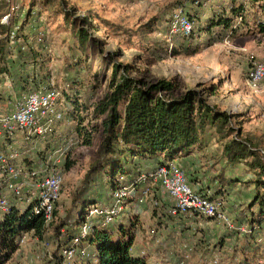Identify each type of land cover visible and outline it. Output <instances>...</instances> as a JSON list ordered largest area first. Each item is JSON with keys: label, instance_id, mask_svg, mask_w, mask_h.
<instances>
[{"label": "trees", "instance_id": "1", "mask_svg": "<svg viewBox=\"0 0 264 264\" xmlns=\"http://www.w3.org/2000/svg\"><path fill=\"white\" fill-rule=\"evenodd\" d=\"M44 1L45 3L52 1L55 6L61 5L64 9L69 7L67 0ZM34 3L33 6H27L23 23L19 24L12 15L8 23H1L2 17L11 13V4L9 0H0V107H2L0 114L6 106L21 100L31 92L57 89L51 82L49 74L42 72L43 60L40 59L39 50L29 39V28L25 25L28 22H37L36 15L33 16ZM204 5V0H192L195 9H188L186 12L193 22L192 32L188 35H170L171 18L165 20L164 32L173 42L174 54H179L182 49L188 53H196L203 43L202 39L211 45L251 30L264 34V0H249L248 5L238 0H231L229 4L220 3L217 8L212 7L205 18L202 11ZM43 6L46 7L44 4ZM71 10L72 8L69 9ZM65 15L69 19L72 13L65 10ZM100 19L105 25L122 29L110 20ZM155 19L157 22L160 21ZM155 19L149 24H155ZM74 25V35L77 36L82 48L86 49L90 38L88 28L77 25L76 22ZM31 28H35L36 33H39L38 23L33 24ZM12 31H15L14 38L11 37ZM195 40L197 42L193 44ZM117 55L118 51L112 52L109 58ZM82 66L83 57L80 55H73L67 59L65 68L67 90L64 89L63 93L67 100L68 113L74 119L76 116L74 106L84 112L93 108V118L101 119L103 138L86 174L83 188L76 198L75 204L80 209L79 213L70 214L56 228L54 238L57 241L58 252L69 245L78 234L79 226L85 219L89 207L110 204L116 189L132 183H136V189L128 203L136 202L141 187L138 180L142 175H150L162 165L177 162L186 171L191 186V181L197 184L196 182L202 180L199 187L194 188L197 192L209 199L221 200L224 205L226 204L224 198L229 192L241 194V190L236 189L237 185L244 186L247 190L251 189L246 192V195H249L246 202L248 208H240L249 213V217L243 215L240 222L242 226L246 224L248 227L245 233L246 240L240 250L246 256L234 260L233 264H264V243L263 246H259L255 242L260 241V238L264 240L262 142L251 134L244 133L241 127L236 129L230 122L237 119V115L210 104L200 92L190 89L183 95L174 96L177 86L172 80L161 79L147 83L132 76V63L112 64L110 91L93 105L91 101L96 97L98 83H91L90 92L86 90V86L79 78ZM79 118L84 120L83 115ZM81 128L77 127L78 134L82 133ZM1 129L0 124V132ZM87 133L84 144L91 143L93 130L90 129ZM1 137L0 151L7 152L8 146L13 144L16 136L2 134ZM213 139L220 144L217 160L222 161L215 174H212L210 169H201L194 158L197 152L208 148ZM28 146L17 149L22 152L23 161L27 163L28 168L43 169L48 165H55L51 158L54 146L50 141H46L45 145L38 142L35 144L33 141L29 142ZM153 200L155 208L159 207L161 203L159 197L154 194ZM169 202L171 206L170 199ZM34 204L35 201L29 203L23 210L14 207L11 212L0 214V264H6L12 258L26 234L32 232L44 239L53 220L47 223L42 214H36L33 210ZM57 205L58 202L53 219L57 214ZM193 215L196 219L200 217L213 220L199 214ZM182 216L184 215L176 217ZM138 218L139 216L135 214L131 215L127 222H121L118 237H114L102 217L92 219L88 238L89 256L68 260L65 264H150L146 256L132 254ZM65 228V232L62 233V229ZM57 258L56 264H64L62 256L59 255Z\"/></svg>", "mask_w": 264, "mask_h": 264}, {"label": "rangeland", "instance_id": "2", "mask_svg": "<svg viewBox=\"0 0 264 264\" xmlns=\"http://www.w3.org/2000/svg\"><path fill=\"white\" fill-rule=\"evenodd\" d=\"M67 1L69 7L64 9L61 5L55 6L52 1L45 3L44 0H9L11 15L19 24L23 23L27 6H33L35 2L33 16L36 15L37 22H28L25 25L29 28V39L39 50L40 59L43 60L42 72L49 74L51 82L60 92L57 107L63 114L62 119L53 124L52 130H48L40 138L33 135L26 140V134L17 133L14 148L16 147L17 150L25 146L29 147L28 143L33 141L40 145L50 141L54 146L51 158L55 161L58 170L64 174V182L56 217L50 223L44 239L35 236L32 232L26 234L25 241L6 264H56L58 260L50 259L51 253H55V258L60 255L54 238L56 228L70 214L77 215L80 210L76 207V198L83 188V182L94 161L93 158L103 133L101 119L93 118V108L84 112L74 106L77 116L74 119L68 113V104L63 90H67L65 82L67 59L73 55L83 57L79 78L86 86V90L90 92L91 83H98L96 97L91 101L93 105L110 91L112 64L114 62L132 63L131 74L138 79L147 83L161 79L172 80L177 86L174 96L183 95L193 89L200 92L210 104L217 105L230 114H236L237 119L230 123L236 129L241 127L244 133H249L256 140L261 141L264 148V82L253 84L248 79L250 64L257 60H264V34L251 30L246 34L211 45L202 39L203 43L196 53H188L182 49L179 54H174L173 42L164 32L165 20L171 18L170 35L182 34L172 32L174 13L177 9L183 8L188 17L187 10L195 9L192 6V0ZM230 2L231 0H204L203 18L212 7L217 8L220 3L229 4ZM238 2L249 4V0H238ZM70 8H72L71 11H69ZM21 9L23 11H20ZM65 10L72 13L69 19L65 15ZM38 12L40 18L37 19ZM100 18L110 20L122 29L105 25ZM155 18L160 21L157 22ZM153 19L155 24H149ZM75 22L77 25L88 28L90 38L86 49L82 48L77 36L74 35ZM37 23L39 33H36L35 28H31ZM253 23L252 20V26ZM196 42L197 40L193 44ZM179 48L181 49L180 46ZM116 51L118 55L109 58V54ZM80 115L84 116V120H80ZM79 126L82 127L81 134L77 133ZM90 129L93 130L91 143L84 144V137ZM219 148L220 144L213 139L208 148L194 155L197 165L201 169H210V172L215 174L222 165V161L217 160ZM17 151V163L27 170L29 166L23 161L22 152ZM200 181L196 182L197 184L191 181L192 187H199ZM236 189L241 190L240 195L232 191L224 198L226 200H224L226 202L224 209L235 222V229L230 230L229 226L214 220L202 224L197 222L190 227H185V235L181 236L180 241L181 250L187 251L189 257L173 260L166 251L158 254L157 249L160 247L156 239L161 240V234H152V227L157 225L155 222L150 223L146 220L155 208L154 203L152 204L154 194L163 202L169 200L156 182L145 202H149L150 205L149 209L141 215V224L144 228L141 229L140 236L132 246V254L146 256L150 264H214L216 258L220 264H233L234 260L245 257L246 254L240 250L246 240L245 233L248 227L246 224L242 226L240 222L242 216L249 217V213L241 209L248 208L246 202L249 195H246V192L251 189L247 190L239 185ZM5 191L7 190L4 189ZM6 193L9 194V192ZM126 216L127 214L123 212L114 222L108 224V229L113 232L114 237H118L120 223L130 220V216ZM65 230L66 228L62 229V233ZM153 238L155 241H152ZM259 240L255 241L256 244L263 246L264 240L262 238ZM173 244L175 245L174 240L171 245ZM184 244H187L186 248ZM37 254H41L42 261L33 259Z\"/></svg>", "mask_w": 264, "mask_h": 264}, {"label": "built area", "instance_id": "3", "mask_svg": "<svg viewBox=\"0 0 264 264\" xmlns=\"http://www.w3.org/2000/svg\"><path fill=\"white\" fill-rule=\"evenodd\" d=\"M10 19L11 13H8L2 17L1 23H8ZM172 29L175 34L188 35L192 32L193 22L185 15L183 8L175 11ZM14 36L15 31H12L11 37ZM248 79L253 84L264 82V60L253 62ZM59 96L60 92L57 90L36 91L14 102L11 110L0 114L1 133L14 137L17 133L23 132L26 134V140L33 135L43 136L48 130H52L57 120L63 117L62 111L57 107ZM8 148L7 152L0 151V214L11 212L14 207L23 210L29 203L35 201L34 212L42 214L46 222H50L53 220L56 203L62 194L64 174L58 170L56 164L48 165L43 169L26 170L17 163L18 151L13 144ZM138 182L141 185L136 201L138 205L148 200L157 182L162 193L171 201L169 208L171 216L199 214L230 228L235 227L230 215L224 209L223 201L209 199L197 192L189 183L186 171L177 162L162 165L150 175H142ZM4 189L7 191L4 192ZM135 189L136 183L121 186L114 191L110 204H97L88 208L85 219L79 226L78 234L60 252L64 264L68 260L89 256L88 238L91 232V220L102 217L105 224L114 222L120 214L127 212L128 199ZM151 233L155 234L156 231L152 229ZM24 241L25 237L21 239V243ZM184 246L186 248L187 244ZM183 257V259L188 258L189 254L185 253ZM56 258L51 253L50 259L57 261ZM33 259L43 260L41 254H37ZM214 263L220 264L218 258Z\"/></svg>", "mask_w": 264, "mask_h": 264}, {"label": "crops", "instance_id": "4", "mask_svg": "<svg viewBox=\"0 0 264 264\" xmlns=\"http://www.w3.org/2000/svg\"><path fill=\"white\" fill-rule=\"evenodd\" d=\"M12 107H13V103L10 106H6L4 111L11 110ZM1 136L2 133L0 132V140L2 138ZM14 142L15 141H13V146H14ZM149 205H150L149 202L143 203L142 205H138L134 201H131L128 204V208H127L128 210L126 212L127 216H131L135 214L139 216L138 218L139 220L137 221L135 240H137V238L140 236L141 229L144 228V225L141 224L142 221L141 215L145 210L149 209ZM169 208H170L169 200L164 202L161 200L159 207L153 208V211H151V216L147 217L146 220L150 223L152 222L156 223L157 226L152 228H155L157 235L161 234L162 239H164V240L156 239L157 240L156 243H158L160 247L159 249H157L158 254L162 251H166L168 254H170L171 259L183 260V256L185 255V253H187V251L181 250V242H180L182 239L181 236L185 235L184 228L190 227L192 226V224L197 222H200L202 224L204 222L209 223L211 221L200 217H197L196 219V217L193 214H187L182 217H173L169 214ZM163 229L165 231H163ZM173 240L175 242V245L174 244L171 245ZM152 241H155L154 238L152 239ZM166 246L167 249H165Z\"/></svg>", "mask_w": 264, "mask_h": 264}]
</instances>
